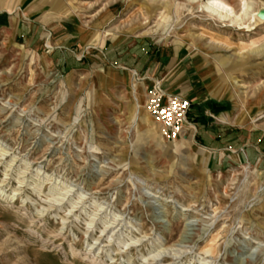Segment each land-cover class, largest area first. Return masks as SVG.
I'll return each mask as SVG.
<instances>
[{
    "label": "rangeland",
    "instance_id": "obj_1",
    "mask_svg": "<svg viewBox=\"0 0 264 264\" xmlns=\"http://www.w3.org/2000/svg\"><path fill=\"white\" fill-rule=\"evenodd\" d=\"M200 1L62 0L79 62L0 24V264H264V0ZM167 50L199 96L174 141L145 108Z\"/></svg>",
    "mask_w": 264,
    "mask_h": 264
},
{
    "label": "crops",
    "instance_id": "obj_2",
    "mask_svg": "<svg viewBox=\"0 0 264 264\" xmlns=\"http://www.w3.org/2000/svg\"><path fill=\"white\" fill-rule=\"evenodd\" d=\"M63 8L62 0H0V24L10 30L15 42L25 47L44 50L58 62L61 58L63 63L79 62L80 58L85 59L89 46L73 36L72 29L62 22ZM93 48L100 52V47ZM160 61L159 70L153 74L162 80L166 94L179 95L191 101L192 106L198 103L199 96L192 91L191 76H188L191 69H188L190 62L186 56L180 51L167 50ZM198 111L190 107L187 117H194ZM221 156L224 164L244 161L242 154L226 148ZM212 159L209 158V164L216 165Z\"/></svg>",
    "mask_w": 264,
    "mask_h": 264
},
{
    "label": "built area",
    "instance_id": "obj_3",
    "mask_svg": "<svg viewBox=\"0 0 264 264\" xmlns=\"http://www.w3.org/2000/svg\"><path fill=\"white\" fill-rule=\"evenodd\" d=\"M190 102L181 96L164 94L157 84L150 90L146 102L148 114L159 125L160 134L165 140L174 141L183 137L189 125L187 116Z\"/></svg>",
    "mask_w": 264,
    "mask_h": 264
},
{
    "label": "bare ground",
    "instance_id": "obj_4",
    "mask_svg": "<svg viewBox=\"0 0 264 264\" xmlns=\"http://www.w3.org/2000/svg\"><path fill=\"white\" fill-rule=\"evenodd\" d=\"M240 1L242 10H246L248 7L245 5L244 0ZM200 3V7L202 9L206 10L210 14L216 15L220 19H227L231 16L234 18V20L239 19L238 16L233 15L231 8H229L221 0H201Z\"/></svg>",
    "mask_w": 264,
    "mask_h": 264
}]
</instances>
